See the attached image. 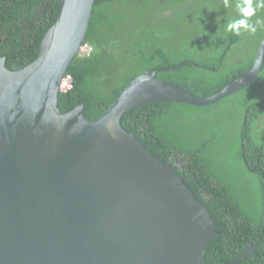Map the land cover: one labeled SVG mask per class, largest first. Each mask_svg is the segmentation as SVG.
I'll return each instance as SVG.
<instances>
[{
    "label": "water",
    "instance_id": "1",
    "mask_svg": "<svg viewBox=\"0 0 264 264\" xmlns=\"http://www.w3.org/2000/svg\"><path fill=\"white\" fill-rule=\"evenodd\" d=\"M94 4L61 0L24 68L0 58V264H215L206 260L218 236L206 206L121 121L146 105L209 107L244 90L262 70L264 39L251 70L210 97L147 71L89 120L83 105L61 112L59 94Z\"/></svg>",
    "mask_w": 264,
    "mask_h": 264
},
{
    "label": "trees",
    "instance_id": "2",
    "mask_svg": "<svg viewBox=\"0 0 264 264\" xmlns=\"http://www.w3.org/2000/svg\"><path fill=\"white\" fill-rule=\"evenodd\" d=\"M95 1L84 42L90 53L76 57L67 72L72 88L59 94L61 112L83 105L89 120L147 71L210 97L251 70L264 39V26L239 36L226 30L239 18L237 0L227 6L225 0ZM60 2L0 0V58L9 69L37 58ZM257 18L264 19V9ZM121 124L206 206L218 233L207 261L264 264V60L251 85L215 105L154 103L129 112ZM250 247L255 254L238 260Z\"/></svg>",
    "mask_w": 264,
    "mask_h": 264
},
{
    "label": "clouds",
    "instance_id": "3",
    "mask_svg": "<svg viewBox=\"0 0 264 264\" xmlns=\"http://www.w3.org/2000/svg\"><path fill=\"white\" fill-rule=\"evenodd\" d=\"M228 0H225V6H227ZM239 13V18L227 23L226 30L234 35H241V32H247L249 34H255L258 26H264V19L256 17L257 11L264 9V0H237L235 5Z\"/></svg>",
    "mask_w": 264,
    "mask_h": 264
},
{
    "label": "built area",
    "instance_id": "4",
    "mask_svg": "<svg viewBox=\"0 0 264 264\" xmlns=\"http://www.w3.org/2000/svg\"><path fill=\"white\" fill-rule=\"evenodd\" d=\"M90 47L88 45H84L81 49V54L80 55H84V54H89L90 53ZM72 88V82H71V77L69 76L68 78L65 79L64 83H63V91H69Z\"/></svg>",
    "mask_w": 264,
    "mask_h": 264
},
{
    "label": "rangeland",
    "instance_id": "5",
    "mask_svg": "<svg viewBox=\"0 0 264 264\" xmlns=\"http://www.w3.org/2000/svg\"><path fill=\"white\" fill-rule=\"evenodd\" d=\"M224 157V159H227L228 158V154L226 155V156H223ZM249 182V181H248Z\"/></svg>",
    "mask_w": 264,
    "mask_h": 264
},
{
    "label": "flooded vegetation",
    "instance_id": "6",
    "mask_svg": "<svg viewBox=\"0 0 264 264\" xmlns=\"http://www.w3.org/2000/svg\"><path fill=\"white\" fill-rule=\"evenodd\" d=\"M95 2H96V1H95ZM250 248H252V247H250ZM246 250H247V249H246ZM256 250H257V249H256ZM244 251H245V250H244ZM244 251H243V252H244ZM243 252H242V253H243ZM254 254H255V253H254Z\"/></svg>",
    "mask_w": 264,
    "mask_h": 264
}]
</instances>
